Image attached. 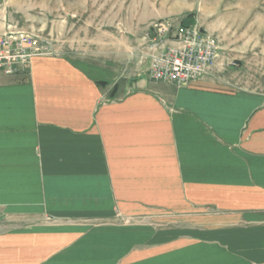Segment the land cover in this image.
Here are the masks:
<instances>
[{"label": "crops", "instance_id": "obj_1", "mask_svg": "<svg viewBox=\"0 0 264 264\" xmlns=\"http://www.w3.org/2000/svg\"><path fill=\"white\" fill-rule=\"evenodd\" d=\"M59 46L0 72V264H264V94Z\"/></svg>", "mask_w": 264, "mask_h": 264}, {"label": "rangeland", "instance_id": "obj_2", "mask_svg": "<svg viewBox=\"0 0 264 264\" xmlns=\"http://www.w3.org/2000/svg\"><path fill=\"white\" fill-rule=\"evenodd\" d=\"M184 20L220 40V56L206 77L227 89L264 94V0H0V37L11 25L55 51L59 44L90 58L110 54L125 61L128 73L138 63L150 66L154 24Z\"/></svg>", "mask_w": 264, "mask_h": 264}, {"label": "built area", "instance_id": "obj_3", "mask_svg": "<svg viewBox=\"0 0 264 264\" xmlns=\"http://www.w3.org/2000/svg\"><path fill=\"white\" fill-rule=\"evenodd\" d=\"M12 27L0 37V72L14 75L28 67L34 57L56 54L53 44ZM150 33L149 38L157 36L152 40L148 69L154 81L186 86L210 74L220 56L219 38L195 22H157Z\"/></svg>", "mask_w": 264, "mask_h": 264}, {"label": "trees", "instance_id": "obj_4", "mask_svg": "<svg viewBox=\"0 0 264 264\" xmlns=\"http://www.w3.org/2000/svg\"><path fill=\"white\" fill-rule=\"evenodd\" d=\"M183 23H186V24H188V23H190V22H187V21H185V20H184V21H183Z\"/></svg>", "mask_w": 264, "mask_h": 264}]
</instances>
